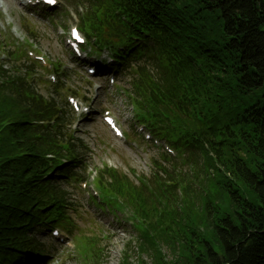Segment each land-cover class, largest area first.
<instances>
[{
    "label": "trees",
    "instance_id": "trees-1",
    "mask_svg": "<svg viewBox=\"0 0 264 264\" xmlns=\"http://www.w3.org/2000/svg\"><path fill=\"white\" fill-rule=\"evenodd\" d=\"M82 28L100 51L130 43L123 33L150 40L121 53L123 91L157 136L188 150L162 154L171 171L154 162L164 178L98 170L105 201H127L143 222L121 264H264V0H91ZM55 67L56 86L0 64V264L45 257L38 235L52 226L78 231L68 181L92 152L65 128L73 115L58 91L71 76ZM182 160L191 173L178 170ZM103 249L98 234L84 236L83 264H101Z\"/></svg>",
    "mask_w": 264,
    "mask_h": 264
},
{
    "label": "rangeland",
    "instance_id": "rangeland-1",
    "mask_svg": "<svg viewBox=\"0 0 264 264\" xmlns=\"http://www.w3.org/2000/svg\"><path fill=\"white\" fill-rule=\"evenodd\" d=\"M0 3V19L3 21V27L10 29L13 34L19 37H22L23 33L26 34L23 21L37 27L40 32L39 35L41 36V40L39 39V41L35 42L39 44L40 50L52 59L62 60L67 67H73L68 65L70 64L71 58L66 53V47L62 45V35L57 27L53 26L46 17L43 18L39 16L38 18H33L32 12L25 9L22 0H0ZM39 14L44 15L45 12H40ZM72 79L74 81V86L80 87L86 92L87 89L89 90L88 86L90 85H87L86 81L82 82V79L76 77ZM118 80L120 84L122 83L124 86L128 85L123 82L124 80H120L119 77ZM107 81L108 77L105 76L94 80V87L89 91V95H87L91 100L89 107L92 111V116L79 125L83 138L91 146L96 156V161L94 163L97 168H102V164H108L110 167L122 171L132 179L131 170H135L138 174L145 175L152 179L156 171L154 168V161H159L160 152L158 148L140 144L136 146L134 141L125 142L117 140L101 121V116L98 113L101 108H104L114 112V115L124 124L127 132H131L132 126H134L131 121V107L127 104L122 93L117 89H113L111 85H108ZM178 170H182L184 174H189L192 169L190 165H187L181 166ZM91 188L92 185L89 189ZM81 193L79 200L83 208L81 209L82 213L85 214L83 218L86 220L80 219V217H76L75 215L73 219L82 228L86 227L88 220L92 219L95 221V219H98L99 223L104 225L98 224L99 228H103V232H106L108 237L111 238V240L106 242L108 254L104 264H120L124 245L128 240L136 238L135 231L130 229L125 221L123 225L116 223L112 215H107L97 209L88 202L87 198H89V196ZM75 196L76 198L78 197V195ZM109 228L110 230H108ZM46 234L43 233L39 235V239L46 248L50 249V253L53 255L51 259H58L62 263L66 262V264H79L74 256L69 255L70 251L61 247L58 243H55L46 236ZM53 245H55V248L52 251ZM164 253L171 258L169 252L164 251ZM148 262L151 264L150 260Z\"/></svg>",
    "mask_w": 264,
    "mask_h": 264
},
{
    "label": "snow or ice",
    "instance_id": "snow-or-ice-1",
    "mask_svg": "<svg viewBox=\"0 0 264 264\" xmlns=\"http://www.w3.org/2000/svg\"><path fill=\"white\" fill-rule=\"evenodd\" d=\"M44 2L47 3V4H54L56 2V0H44ZM76 38L79 39L78 36Z\"/></svg>",
    "mask_w": 264,
    "mask_h": 264
}]
</instances>
